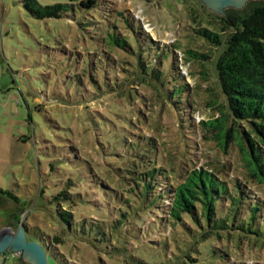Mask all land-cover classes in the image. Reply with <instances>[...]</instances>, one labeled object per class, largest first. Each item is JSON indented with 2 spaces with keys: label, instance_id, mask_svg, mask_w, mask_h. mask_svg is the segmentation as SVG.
I'll use <instances>...</instances> for the list:
<instances>
[{
  "label": "trees",
  "instance_id": "obj_1",
  "mask_svg": "<svg viewBox=\"0 0 264 264\" xmlns=\"http://www.w3.org/2000/svg\"><path fill=\"white\" fill-rule=\"evenodd\" d=\"M182 1L194 24L192 33L186 34L189 46L183 50L174 42L167 45L154 39L139 17L115 4L103 9L101 23L92 15L102 5L100 0L52 4L22 0L36 19L73 20L78 12L89 16L79 28L90 41L77 57L78 64L85 63L81 70L89 82V89L84 90L89 101L108 100L116 94L131 104L138 92L157 97L173 111L185 141L178 145L180 151H167L156 137L137 134L126 114H90L95 130L102 132L96 133L102 146L104 140L113 144L112 131L118 138L125 167L118 170V177H106L89 163L90 177L81 175L94 186L90 199L67 188L52 201L58 205L59 219L73 228L85 223L94 226V221L105 226L112 221L121 228L131 224L152 234L144 241L150 249L157 245L155 239L169 235L175 248L186 253L182 264H264L260 259L243 260L235 249L247 244L264 247V1H251L242 10L229 8L225 14L208 10L200 0ZM197 39L202 45L194 47ZM193 62L203 67L198 79L213 82L206 91H214L218 98L213 100L217 113L200 122L192 115L197 110L193 94L198 87L187 82L184 72V65ZM199 136L216 140L223 152H236L239 167L217 161L198 166ZM76 158L85 166L81 156ZM229 170L238 174L230 175ZM112 200L116 201L113 210L107 207ZM105 205L110 218L95 220L78 214L102 211ZM153 229L161 233L156 235ZM64 241L59 234L48 236V249L53 242ZM136 261L147 264L143 259Z\"/></svg>",
  "mask_w": 264,
  "mask_h": 264
},
{
  "label": "rangeland",
  "instance_id": "obj_2",
  "mask_svg": "<svg viewBox=\"0 0 264 264\" xmlns=\"http://www.w3.org/2000/svg\"><path fill=\"white\" fill-rule=\"evenodd\" d=\"M38 1L52 4L68 0ZM100 1L103 6L92 10L96 22L102 23L103 9L115 4L118 9H128L139 17L143 29L160 43L174 42L181 50L189 46L186 34L194 24L184 1ZM80 15L78 12L73 20L36 19L25 10L22 0H0V244L25 230L27 243H39L46 250L50 264H139L136 261L139 259L147 264H182L186 253L175 248L169 235L155 239L158 243L150 249L144 241L152 234L147 235V231L131 224L121 228L112 221L106 226L94 221V226L85 223L73 228L57 215L58 205L52 199L63 189L80 193L88 200L93 186L87 174L90 164L106 177H118V170L125 167L118 138L112 131L113 144L104 140L102 146L101 137L96 135L102 132L95 130L90 114L96 116L94 113L98 112L111 117L116 113L121 117L126 114L131 117L137 134L156 137L159 146L167 151H180L178 145L185 142L173 111L157 97L138 92L131 104L116 94L107 97L108 100L89 101L84 93L89 82L81 70L85 63L77 61L78 52L84 51L90 41V36L85 31L82 34L79 28L80 22L87 23L86 15ZM200 45L202 41L197 39L194 47ZM167 61L171 62L172 57ZM201 69L194 62L184 65L187 82L198 87L193 94L197 101V110L192 114L196 122L217 113L213 100L218 98L214 91H206L213 82L198 79ZM101 128L105 129V125ZM197 143L198 166L217 161L227 167H239L238 154L223 152L216 140L199 136ZM77 155L85 161V166ZM228 173L238 174L231 170ZM114 203L115 200L109 201L107 207L113 210ZM65 208L70 209L67 205ZM109 212L105 205L102 211L78 214L96 220L105 215L110 218ZM152 231L156 235L161 233L157 229ZM53 234H59L65 241L59 245L53 242L48 249V236ZM235 249L245 261L264 262L262 246L247 244L244 249ZM28 258L23 252L9 250L0 254V264H34Z\"/></svg>",
  "mask_w": 264,
  "mask_h": 264
},
{
  "label": "water",
  "instance_id": "obj_3",
  "mask_svg": "<svg viewBox=\"0 0 264 264\" xmlns=\"http://www.w3.org/2000/svg\"><path fill=\"white\" fill-rule=\"evenodd\" d=\"M209 10L225 14V10L233 7L241 10L248 3L254 0H200ZM264 1V0H263ZM23 227V226H22ZM9 250L16 253L23 252L25 256L31 255L34 260H29L34 264H50L46 250L39 243H27L25 230L17 237H11L0 244V254Z\"/></svg>",
  "mask_w": 264,
  "mask_h": 264
},
{
  "label": "bare ground",
  "instance_id": "obj_4",
  "mask_svg": "<svg viewBox=\"0 0 264 264\" xmlns=\"http://www.w3.org/2000/svg\"><path fill=\"white\" fill-rule=\"evenodd\" d=\"M30 258H33V257L30 255Z\"/></svg>",
  "mask_w": 264,
  "mask_h": 264
}]
</instances>
